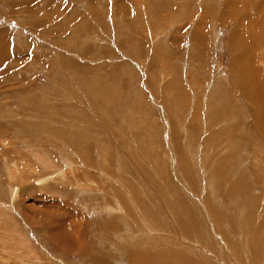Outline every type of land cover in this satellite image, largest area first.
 <instances>
[{"label":"rangeland","instance_id":"1","mask_svg":"<svg viewBox=\"0 0 264 264\" xmlns=\"http://www.w3.org/2000/svg\"><path fill=\"white\" fill-rule=\"evenodd\" d=\"M0 30V264H264V0H0Z\"/></svg>","mask_w":264,"mask_h":264},{"label":"crops","instance_id":"2","mask_svg":"<svg viewBox=\"0 0 264 264\" xmlns=\"http://www.w3.org/2000/svg\"><path fill=\"white\" fill-rule=\"evenodd\" d=\"M130 7V5H129ZM8 46L5 44V41H4V30H0V43L3 41L2 44H0L1 49H0V73L2 71V69H4V67L6 66L7 64V60H3L1 57L4 56L6 54V52L9 54V59H12L14 54L12 52V48H13V45H12V40H13V37L10 35L8 36ZM7 46V47H5Z\"/></svg>","mask_w":264,"mask_h":264},{"label":"bare ground","instance_id":"3","mask_svg":"<svg viewBox=\"0 0 264 264\" xmlns=\"http://www.w3.org/2000/svg\"><path fill=\"white\" fill-rule=\"evenodd\" d=\"M240 63H241V62H240ZM241 64H242V63H241ZM241 73H242V72H241ZM243 78H244V77H243ZM241 83H242V82H241ZM242 84H243V83H242ZM234 86H235V85H234ZM243 89H244V88H243ZM249 89H250V87H249ZM251 89H252V88H251ZM243 92H244V91H243ZM243 92H242V93H243ZM245 93H246V92H245ZM246 94H247V93H246ZM242 96H243V94H242ZM258 99H260V98H258ZM258 99H257V100H258ZM254 104H256V103H254ZM260 104H261V103H260ZM255 109H256V108H255ZM255 109H254V110H255ZM90 181H91V180H90Z\"/></svg>","mask_w":264,"mask_h":264}]
</instances>
